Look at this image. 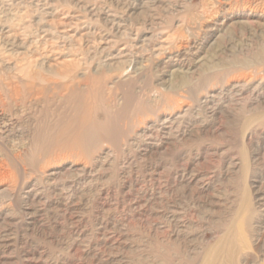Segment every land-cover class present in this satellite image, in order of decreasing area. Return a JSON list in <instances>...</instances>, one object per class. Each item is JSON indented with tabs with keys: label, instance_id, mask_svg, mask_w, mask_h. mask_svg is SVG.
<instances>
[{
	"label": "rangeland",
	"instance_id": "374dc122",
	"mask_svg": "<svg viewBox=\"0 0 264 264\" xmlns=\"http://www.w3.org/2000/svg\"><path fill=\"white\" fill-rule=\"evenodd\" d=\"M229 1L225 14L245 3ZM217 10L216 0L134 11L119 0H0V80L20 82L13 120L34 127L23 168L0 185V264H196L245 212V181L250 225H233L245 256L220 250L212 264H264V45L237 25L204 30ZM180 40H204L202 58L168 57ZM63 115L76 141L51 155ZM10 146L0 141L7 158ZM49 155L60 168L48 178Z\"/></svg>",
	"mask_w": 264,
	"mask_h": 264
},
{
	"label": "bare ground",
	"instance_id": "6f19581e",
	"mask_svg": "<svg viewBox=\"0 0 264 264\" xmlns=\"http://www.w3.org/2000/svg\"><path fill=\"white\" fill-rule=\"evenodd\" d=\"M119 1L127 2V8L128 9L130 8V10H133V11L137 7H142L147 2V0H119ZM119 3H121V2H119ZM228 3H230L229 0H216V4H217V8H218L217 15L213 16V17H210L209 19L205 18V20L203 22L204 25L202 26L204 28V30L206 29L208 31L210 30V31H219V32L223 31L224 33H229V31L232 28V26L237 25L242 30L254 31V33L256 34V36L259 39V42L264 45V0H245V3L243 4L244 6H243V8L241 10L236 11V12H228V13L225 14L224 11H226V10H224V7ZM219 9H221L223 12L219 13ZM251 25L255 26L256 28L252 29ZM198 26H200V25H198ZM181 40L178 42V45L176 44L177 45L176 48H173V49L170 48L169 49V51L166 53L168 55V57L172 56L171 53L174 52V53H176L177 56H180V57L184 56L185 54L186 55L189 54L190 57H188V58H191L190 60H193V61L202 58V51H203V49L205 47V41L204 40L200 41L198 43L194 42L195 40H190V41L189 40L181 41ZM14 43H15V41H14ZM196 43L198 45H195ZM106 44H108V41H106ZM171 50H173V51H171ZM209 51L206 52L207 57H209L211 59H214V56H213L214 53L213 52H209ZM259 58H260V60L263 59L262 56H260ZM110 60L111 61H114V60L116 61L117 60L116 55H113V56L111 55ZM66 72H68V71H66ZM84 78L86 79V77H84ZM220 78H221L220 74H215L212 79L216 80V81H219ZM0 82H1L2 86H4L3 88L5 90V93L3 95H0V141H2L3 139H6L7 142H11L10 148L12 147L11 148V152H10L11 153V157L10 158H7V156L4 153L0 152V185L3 186L4 185L3 183L7 179H9L14 172H18L20 170V168H23V166H21V163H22V160H23L22 158H23V156L26 155L27 150H29L30 147L33 145V139H34V129L33 128L34 127L30 128V126L29 127L27 126V127L21 128V127H19V125H18L19 123L17 122V120H13V118H14L13 117V113H14V110L17 108L18 101H19V103H21V101L23 100V98L20 97L19 94L15 93V91L17 89V83H20V82L17 81V82L13 83L10 80H6V81L0 80ZM95 83H97V84H95V85H97V87L101 88V86H102L101 81H95ZM22 84H23V82H22ZM80 84L81 83L79 82V83H77L75 85H77L76 87H79ZM229 84H230L231 88H238L239 90H243L245 87H247L249 85V81L234 80V81L230 82ZM30 85H31L30 86V88H31L30 91L33 90L32 86H34V87L37 86V85H35L33 83H30ZM48 85H49V82H48ZM39 88L40 89L44 88V86H39ZM46 88H48V87H46ZM67 88H68V86H65V85L60 86V91H59L60 93L57 94L58 101H57V103H55V106H58L57 107V110H58L57 117L59 115L63 114V113L59 112L62 109V107L60 105L64 104V102L61 101V99L64 100L65 97H66L62 93L61 90H66ZM40 94H42V93H40V92L38 93V91H34V90H33L32 93L29 92V96L33 97L34 98L33 100H35V101L38 100V95L40 96ZM22 95H23V93H22ZM42 96L44 97V99L45 98H47L49 100H51V98L53 99V97L50 96L49 94L48 95L44 94ZM257 103L259 105L263 104V106L260 105V108H261L260 112L263 113L264 112V99H262L261 101L258 100ZM224 112H225V110H224ZM183 114H184V112L176 111L174 115H176L175 118H177V117L182 116ZM18 116H20V115H18ZM168 118L175 119V118L172 117V115L168 116ZM254 118H256V117H253V119L251 117L252 121H248V123L242 129V135H240V136H242V143H243L244 137L246 136V131L248 130V128L250 126H252L254 124V121L256 120ZM244 122L246 123L247 121L244 120ZM82 123L83 122L80 121V123H79L80 125L76 129V131L78 133H81L83 131V130H81V129H83V126H81ZM57 125H58V130L51 137V140H53V142H51V143H53L52 146H54V150L51 152V155L55 154L56 156L60 155L65 150V148H67L68 146L72 148V145L74 144V141H76V138H72L71 140L70 139L68 140L69 128H67V125H68L67 124V119H65L64 115L62 117H60V118H57ZM47 135H49V133L45 134V136H47ZM10 148H8V149H10ZM51 155H49L50 157L47 156L45 159H43L44 161L42 160L45 163L44 169L45 168L46 169L45 170L44 169L40 170V172H41L40 175L46 176L48 178L56 175V173L58 172V170L60 168V165H58L56 163H54L51 167H49L54 161V159L52 158L53 156L51 157ZM69 164H72V163H69ZM249 166H250L249 165V161L247 160V157L245 155L243 157V166H242V168L244 169V172H246L245 174H247L250 171V167ZM249 187L250 186H248V183L245 181L244 182V187H243L245 189V191L243 193V199L244 198L245 199L242 201L243 205H245V209H246L245 212H242L241 208L239 209L238 214H237L236 218L234 219L232 225L229 226L228 228H226V230L220 235L221 238H220L219 242L217 244L211 246L209 249H207V251H205V254H204L203 258L199 262H197L196 264H212L214 262V260L216 259V256L219 255V251L220 250H222L223 253L226 254V256L230 257V256H233L234 254H236L238 252V254L240 253L239 256L241 255V257L244 258L245 254L241 253V249H242V246H243V238H242V236L240 234L239 229H237V228L233 229V225H234L236 220L237 221L239 220L242 223V227H241L240 230H242V229L245 230V228L249 227V225H250V217L248 216V210L250 209L251 204L249 203L248 193H247V189H249ZM230 235L233 236V239L229 238ZM222 242H224V243H222ZM205 250H206V248H205Z\"/></svg>",
	"mask_w": 264,
	"mask_h": 264
}]
</instances>
